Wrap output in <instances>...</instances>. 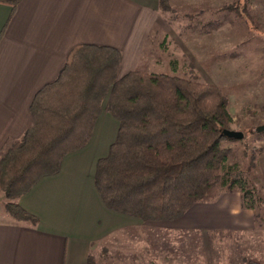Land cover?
Segmentation results:
<instances>
[{"label": "trees", "instance_id": "1", "mask_svg": "<svg viewBox=\"0 0 264 264\" xmlns=\"http://www.w3.org/2000/svg\"><path fill=\"white\" fill-rule=\"evenodd\" d=\"M18 2L0 0L13 8ZM159 4L168 9L167 0ZM223 9L249 26L255 23L245 3ZM120 65L118 49L83 44L57 79L36 93L29 128L0 153L7 212L38 221L16 200L88 145L106 98L107 112L120 123L108 155L96 164L95 186L108 209L143 221L175 220L196 203L214 202L238 188L243 207L255 212L253 188L227 164L230 152L221 146L232 116L220 89L138 70L120 76Z\"/></svg>", "mask_w": 264, "mask_h": 264}, {"label": "crops", "instance_id": "2", "mask_svg": "<svg viewBox=\"0 0 264 264\" xmlns=\"http://www.w3.org/2000/svg\"><path fill=\"white\" fill-rule=\"evenodd\" d=\"M156 10L159 0H19L15 8L0 4V153L22 138L32 122L34 96L57 79L76 47L118 49L120 76L148 71L142 62ZM119 126L105 104L89 144L67 155L57 174L44 177L17 199L38 219L35 224L0 211V264H88L90 252L104 238L118 243L124 232L131 239L133 227L145 224L108 209L95 186L96 164L108 155ZM205 206L210 227L245 229L254 224L253 211L243 207L239 191H225Z\"/></svg>", "mask_w": 264, "mask_h": 264}, {"label": "rangeland", "instance_id": "3", "mask_svg": "<svg viewBox=\"0 0 264 264\" xmlns=\"http://www.w3.org/2000/svg\"><path fill=\"white\" fill-rule=\"evenodd\" d=\"M237 1L246 4L253 25L223 9ZM167 6L163 10L159 4L156 10L142 62L148 71H138L215 85L226 96L231 129L242 131L244 138H227L221 146L229 149L227 164L253 188L254 224L210 227L211 213L200 203L175 220H142L145 224L133 227L131 239L124 232L118 243L104 238L90 252V264H262L264 130L258 128L264 125V0H167ZM105 104L107 109L108 98ZM6 202L0 188V211H7Z\"/></svg>", "mask_w": 264, "mask_h": 264}, {"label": "water", "instance_id": "4", "mask_svg": "<svg viewBox=\"0 0 264 264\" xmlns=\"http://www.w3.org/2000/svg\"><path fill=\"white\" fill-rule=\"evenodd\" d=\"M259 131H262L264 130V125L263 126H260L258 128ZM224 135L227 137V138H231V139H243L244 138V133L242 131H235V130H225L224 131Z\"/></svg>", "mask_w": 264, "mask_h": 264}]
</instances>
